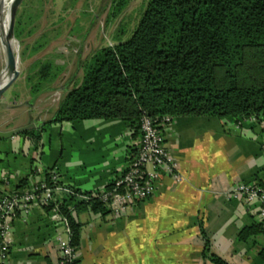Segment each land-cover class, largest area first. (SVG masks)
I'll return each mask as SVG.
<instances>
[{
    "label": "crops",
    "instance_id": "0c3cea01",
    "mask_svg": "<svg viewBox=\"0 0 264 264\" xmlns=\"http://www.w3.org/2000/svg\"><path fill=\"white\" fill-rule=\"evenodd\" d=\"M238 121L174 117L164 136L181 180L162 175L154 194L119 218L108 209L77 212L81 239L76 264H212L203 257L202 229L211 242V252L228 264H264V231L258 227L257 204L227 197L238 183L264 180V127L255 123L238 126ZM76 122L82 121L72 123ZM79 124L84 145L70 159L51 153L45 161L43 137L39 143L42 156L35 154L30 138H11L16 151L23 144L34 153L22 174L3 170L0 180L9 179L19 186L36 169L56 168L78 195L105 189L129 167L140 136H134L128 122L118 119ZM244 230L249 232L241 240ZM62 236L63 228L51 225L46 211L37 207L28 223L14 222V242L5 264H56Z\"/></svg>",
    "mask_w": 264,
    "mask_h": 264
},
{
    "label": "trees",
    "instance_id": "16d2710c",
    "mask_svg": "<svg viewBox=\"0 0 264 264\" xmlns=\"http://www.w3.org/2000/svg\"><path fill=\"white\" fill-rule=\"evenodd\" d=\"M128 4L114 0L108 21ZM20 23L17 13L16 39ZM123 34L85 61L82 82L67 92L54 117L21 136L37 147L51 124L118 119L141 137L143 113L264 120V0H149L131 36L122 40ZM70 205L75 214L105 211L99 202H76L75 197L67 200ZM69 216L78 247L81 224ZM201 231L203 257L228 264L211 252ZM248 232L239 238L245 240Z\"/></svg>",
    "mask_w": 264,
    "mask_h": 264
},
{
    "label": "rangeland",
    "instance_id": "374dc122",
    "mask_svg": "<svg viewBox=\"0 0 264 264\" xmlns=\"http://www.w3.org/2000/svg\"><path fill=\"white\" fill-rule=\"evenodd\" d=\"M113 1H23L18 10L21 23L16 26L15 53L19 77L0 98V131L30 123L38 128L49 121L67 92L82 82L85 61L97 50L113 46L114 39L122 33V40L131 36L149 0H129L122 14L108 21ZM71 42L77 47H70ZM5 67L6 53L2 41L0 77ZM37 88L40 90L36 95ZM79 123L83 121L45 127L42 132L45 161L51 153L61 159H70L76 154V149L84 145L78 133L82 127L78 126L82 125ZM10 141L0 139V173L11 170L22 174L33 153L41 155L42 147L34 146L33 152L21 144L16 151ZM22 151L26 153L25 157ZM29 179L33 180V177L30 175Z\"/></svg>",
    "mask_w": 264,
    "mask_h": 264
},
{
    "label": "built area",
    "instance_id": "2783aa9c",
    "mask_svg": "<svg viewBox=\"0 0 264 264\" xmlns=\"http://www.w3.org/2000/svg\"><path fill=\"white\" fill-rule=\"evenodd\" d=\"M174 117L165 115L152 117L143 113L141 118V137L136 154L129 167L120 173L100 192L78 195L74 187L65 184L59 171L50 168L44 171L36 169L32 176H38L23 185L13 186L9 179L0 181V264H5L14 242V222L28 223L30 215L37 207L46 211L51 225L61 226L64 236L58 239L59 258L56 264H76L78 247L74 243V231L70 214L76 216L67 200L99 202L117 218L139 202L149 199L155 192L162 175H169L180 181L175 163L165 144V129ZM249 123L264 127V120L256 116L243 118L238 126ZM229 199L245 200L248 204H257L258 223L264 231V180L254 183H238L227 193ZM76 218V217H75Z\"/></svg>",
    "mask_w": 264,
    "mask_h": 264
},
{
    "label": "water",
    "instance_id": "95a60500",
    "mask_svg": "<svg viewBox=\"0 0 264 264\" xmlns=\"http://www.w3.org/2000/svg\"><path fill=\"white\" fill-rule=\"evenodd\" d=\"M23 1L24 0H14L11 6V21H10L9 33L7 36V40L4 42L5 53H6L5 71L7 73L8 81L3 84V82L0 79V98L4 94V92L8 90L19 77V71L17 70V55L13 47V42L17 41L15 36V19ZM70 47H77V45L71 42ZM35 129H37V126L34 123H30L29 125L18 127L10 131H0V139L3 140L11 139L14 138L15 136L22 135L26 131L35 130Z\"/></svg>",
    "mask_w": 264,
    "mask_h": 264
},
{
    "label": "bare ground",
    "instance_id": "6f19581e",
    "mask_svg": "<svg viewBox=\"0 0 264 264\" xmlns=\"http://www.w3.org/2000/svg\"><path fill=\"white\" fill-rule=\"evenodd\" d=\"M13 2L14 0H0V42L3 41V43L7 40V36L9 33V27L11 21V6ZM16 42L17 41L13 42L14 50H15ZM0 79L3 82V84L8 81L6 71H4Z\"/></svg>",
    "mask_w": 264,
    "mask_h": 264
}]
</instances>
